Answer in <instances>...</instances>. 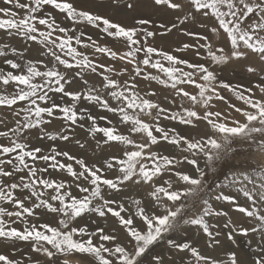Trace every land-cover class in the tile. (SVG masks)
<instances>
[{
    "label": "snow or ice",
    "instance_id": "6c2138e0",
    "mask_svg": "<svg viewBox=\"0 0 264 264\" xmlns=\"http://www.w3.org/2000/svg\"><path fill=\"white\" fill-rule=\"evenodd\" d=\"M73 260L264 264V0H0V264Z\"/></svg>",
    "mask_w": 264,
    "mask_h": 264
},
{
    "label": "rangeland",
    "instance_id": "374dc122",
    "mask_svg": "<svg viewBox=\"0 0 264 264\" xmlns=\"http://www.w3.org/2000/svg\"><path fill=\"white\" fill-rule=\"evenodd\" d=\"M222 78H224L225 80H231L233 82H237V81L243 82L244 80H246V77L242 73L233 74L231 68L225 69V71L223 72ZM220 168H221V165H220ZM219 182H222V179H220ZM69 259H72V258H69ZM72 264H76V262L73 260Z\"/></svg>",
    "mask_w": 264,
    "mask_h": 264
},
{
    "label": "bare ground",
    "instance_id": "6f19581e",
    "mask_svg": "<svg viewBox=\"0 0 264 264\" xmlns=\"http://www.w3.org/2000/svg\"><path fill=\"white\" fill-rule=\"evenodd\" d=\"M258 158V157H257ZM235 161H230L228 163H224L221 164V172L223 174H217L213 180L214 182H219L220 179H222V182L224 181V179L234 170L233 165H234Z\"/></svg>",
    "mask_w": 264,
    "mask_h": 264
}]
</instances>
